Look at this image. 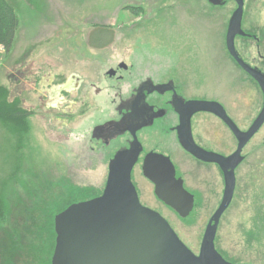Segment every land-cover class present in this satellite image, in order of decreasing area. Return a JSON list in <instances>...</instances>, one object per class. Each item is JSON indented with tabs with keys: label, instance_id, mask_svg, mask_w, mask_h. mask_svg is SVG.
<instances>
[{
	"label": "rangeland",
	"instance_id": "obj_1",
	"mask_svg": "<svg viewBox=\"0 0 264 264\" xmlns=\"http://www.w3.org/2000/svg\"><path fill=\"white\" fill-rule=\"evenodd\" d=\"M6 1L19 26L11 50L7 52L0 46V87L6 90L8 103L25 114L26 126L17 131L15 124L0 123V200L5 206V221L0 222V264H51L49 250L55 243V217L72 204L85 201L84 197L91 199L103 193L107 171L102 166L92 168L79 162L83 149L77 141L82 139L80 132L88 114L79 117L72 113L84 109L79 104L69 106L68 101L57 109L50 108L57 105L54 99L38 106L37 100H47L45 90L75 72L74 59L86 51L107 48L122 53V30L141 22L146 26L142 32H135L138 37L123 44L126 50H169L168 37L172 34L167 31V22H153L160 17L153 18L154 11H148L146 17L133 15L124 5L170 1L195 4L199 0ZM248 2V20H256L255 27L263 28L264 0ZM186 4L175 6L180 22L200 15V10L192 6L188 11ZM153 23H157L156 30ZM150 33L157 39L150 38ZM97 35L102 38L94 39ZM61 73H65L61 75L64 79ZM224 77H207L203 92L218 96L229 106L231 100L236 102L234 115L240 127L245 128L251 124V116L254 118L262 109L260 89L239 70L232 75L233 86ZM33 106L35 111L27 113ZM247 153L248 163L240 168L239 186L220 220L215 246L231 263L264 264V126ZM247 171L252 176L246 178ZM219 206L197 201L187 219L166 215L180 239L196 255L208 221Z\"/></svg>",
	"mask_w": 264,
	"mask_h": 264
},
{
	"label": "flooded vegetation",
	"instance_id": "obj_2",
	"mask_svg": "<svg viewBox=\"0 0 264 264\" xmlns=\"http://www.w3.org/2000/svg\"><path fill=\"white\" fill-rule=\"evenodd\" d=\"M220 1L218 5L210 0H199L195 4L170 1L124 5L133 15L146 17L148 11H154L153 18L160 17L153 22L163 25L167 22V31L172 34L168 37L169 50L136 51L132 46L128 47L132 50H126L123 44L138 37L135 32H142L146 26L141 22L122 30V53L107 48L86 51L85 55L74 59L76 68L72 70L75 72L65 79L61 76L65 73L59 74L64 81L45 90L47 100H37V105L41 106L44 101L54 99L57 105L50 108L55 109L66 105L67 101L69 106L79 104L83 111L88 108L87 112L75 110L71 114L79 117L88 114L80 132L82 139L77 141L83 149L78 156L79 162L92 168L102 166L108 178L110 163L115 156L130 153L128 159L134 161L131 181L141 205L159 213L170 226L166 215L177 214L156 196V184L146 177L145 169L157 171V174L162 170L166 176L171 163L176 179L182 180L184 189L194 198L193 213L197 201L222 203L225 175L219 164L199 160L187 151L185 144L193 141L207 153L226 159L238 149L236 137L219 117L207 112L192 113L187 104L218 103L243 132L249 129L261 111L254 118L251 116L250 125L241 128L234 115L236 102L231 100L229 106L218 96H207L203 92L207 87L206 78L211 75H225L226 83L233 86L232 75L239 70L254 81L242 70L228 47L230 23L238 3L236 0ZM248 1L244 0L243 5L241 31L244 34L234 36L233 48L244 63L264 74V26L256 28L253 23L256 20H248L251 9ZM184 4L188 5V11L191 6L199 9L198 18L181 19L180 22L175 6L185 7ZM156 25L153 23L155 30ZM150 36L157 39L154 33ZM115 38L114 35L113 44ZM61 95L64 98H60ZM32 111H35L34 106L26 110L27 113ZM253 139L244 147V160L234 171V196L239 186L240 168L249 159L247 149ZM250 176L252 172L247 171L246 178ZM215 212L216 209L211 217Z\"/></svg>",
	"mask_w": 264,
	"mask_h": 264
},
{
	"label": "water",
	"instance_id": "obj_3",
	"mask_svg": "<svg viewBox=\"0 0 264 264\" xmlns=\"http://www.w3.org/2000/svg\"><path fill=\"white\" fill-rule=\"evenodd\" d=\"M228 38V47L242 70L258 85L262 109L246 132L241 131L228 117L224 108L215 102H190L192 113L207 112L219 117L238 141L237 151L229 158L207 153L193 141L185 147L199 160L219 164L224 170L223 201L209 220L198 255L178 237L170 224L157 212L141 205L131 181L134 161L129 154L119 153L110 163L105 189L101 196L72 204L55 217V248L51 264H235L225 260L217 251L215 240L220 220L230 207L236 180L234 171L244 160V147L264 126V74L238 57L233 48L235 35L241 31L244 0H236ZM220 4V0H210ZM144 171L156 184V196L181 219L190 216L194 198L175 177V170ZM229 170V172H228ZM162 171V172H161Z\"/></svg>",
	"mask_w": 264,
	"mask_h": 264
},
{
	"label": "trees",
	"instance_id": "obj_4",
	"mask_svg": "<svg viewBox=\"0 0 264 264\" xmlns=\"http://www.w3.org/2000/svg\"><path fill=\"white\" fill-rule=\"evenodd\" d=\"M18 26L19 21L14 13L13 8L7 3L6 0H0V46H2L7 52H9L13 46ZM23 117H25V114H23L21 110L16 109L14 106L8 103L7 92L4 88L0 87V123H4L7 126L10 124H15V126H18L17 131H19L20 129H23L26 126L25 122L23 121ZM13 129H15V127H13ZM85 195L87 196V194ZM88 199L90 198H83V200ZM4 208L5 206L3 207L2 201L0 200V222L5 221L3 217L5 210ZM53 235L56 239L55 230ZM53 248H55L54 242L52 249L49 250L50 259L51 256H53Z\"/></svg>",
	"mask_w": 264,
	"mask_h": 264
}]
</instances>
